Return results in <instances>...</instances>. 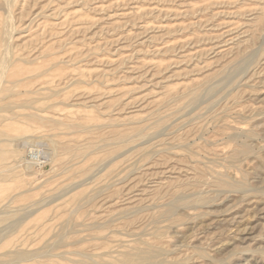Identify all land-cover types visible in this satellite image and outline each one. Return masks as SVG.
I'll return each instance as SVG.
<instances>
[{
  "label": "rangeland",
  "instance_id": "1",
  "mask_svg": "<svg viewBox=\"0 0 264 264\" xmlns=\"http://www.w3.org/2000/svg\"><path fill=\"white\" fill-rule=\"evenodd\" d=\"M0 264H264V0H0Z\"/></svg>",
  "mask_w": 264,
  "mask_h": 264
},
{
  "label": "built area",
  "instance_id": "2",
  "mask_svg": "<svg viewBox=\"0 0 264 264\" xmlns=\"http://www.w3.org/2000/svg\"><path fill=\"white\" fill-rule=\"evenodd\" d=\"M30 158H31V159H37L38 156H37V154L33 153V154H31Z\"/></svg>",
  "mask_w": 264,
  "mask_h": 264
},
{
  "label": "bare ground",
  "instance_id": "3",
  "mask_svg": "<svg viewBox=\"0 0 264 264\" xmlns=\"http://www.w3.org/2000/svg\"><path fill=\"white\" fill-rule=\"evenodd\" d=\"M13 31V30H12ZM13 33V32H12ZM4 63V62H3ZM2 82V81H1Z\"/></svg>",
  "mask_w": 264,
  "mask_h": 264
}]
</instances>
